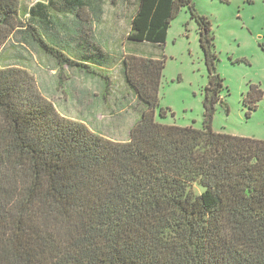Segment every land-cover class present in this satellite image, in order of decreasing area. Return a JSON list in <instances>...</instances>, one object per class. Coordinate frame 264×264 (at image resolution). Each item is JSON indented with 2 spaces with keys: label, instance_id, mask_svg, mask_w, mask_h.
<instances>
[{
  "label": "trees",
  "instance_id": "1",
  "mask_svg": "<svg viewBox=\"0 0 264 264\" xmlns=\"http://www.w3.org/2000/svg\"><path fill=\"white\" fill-rule=\"evenodd\" d=\"M103 2L44 0L22 13L20 0H0V52L19 34L107 92ZM136 2L133 42L163 44L183 7L196 19L209 70L202 128L157 119L165 57H122L143 107L126 141L62 115L29 70L0 63V264H264V140L212 128L225 85L211 21L192 0ZM263 95L250 85L249 113Z\"/></svg>",
  "mask_w": 264,
  "mask_h": 264
},
{
  "label": "rangeland",
  "instance_id": "2",
  "mask_svg": "<svg viewBox=\"0 0 264 264\" xmlns=\"http://www.w3.org/2000/svg\"><path fill=\"white\" fill-rule=\"evenodd\" d=\"M37 1L44 0H20L22 13ZM192 2L198 13L211 21L218 55L216 71L224 78L225 88L213 115V130L264 140V95L251 113L244 103L251 84H260L264 91V0ZM103 3V22L96 23L95 32L113 57L111 65L104 68L111 77L107 92L101 78L69 67L61 70L53 57L25 43L19 34L3 47L0 63L29 70L41 93L62 115L124 141L130 138V129L143 107L125 83L122 57L128 54L165 57L157 119L166 124L202 128L209 70L200 45L199 25L189 8L183 7L172 20L165 42L159 45L128 39L136 0ZM161 107L168 109L164 117Z\"/></svg>",
  "mask_w": 264,
  "mask_h": 264
},
{
  "label": "crops",
  "instance_id": "3",
  "mask_svg": "<svg viewBox=\"0 0 264 264\" xmlns=\"http://www.w3.org/2000/svg\"><path fill=\"white\" fill-rule=\"evenodd\" d=\"M104 8H103V10L101 11V20L98 22V23H102L103 22V18H104ZM95 25H96V23H95ZM153 56V55H152ZM155 57V56H154ZM139 118V117H138ZM106 136V135H105ZM107 137H109V136H107ZM109 138H111V137H109ZM112 139H114V138H112ZM114 140H116V139H114ZM120 141V140H119ZM124 141H126V140H124Z\"/></svg>",
  "mask_w": 264,
  "mask_h": 264
}]
</instances>
